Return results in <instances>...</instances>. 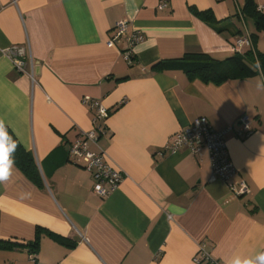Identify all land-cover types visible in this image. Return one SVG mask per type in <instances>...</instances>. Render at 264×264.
Wrapping results in <instances>:
<instances>
[{"label": "crops", "instance_id": "crops-1", "mask_svg": "<svg viewBox=\"0 0 264 264\" xmlns=\"http://www.w3.org/2000/svg\"><path fill=\"white\" fill-rule=\"evenodd\" d=\"M264 12V0H255ZM162 2L166 3L162 8ZM245 0H0V121L29 152L41 184L14 162L0 183V264H198L199 244L230 264L264 250V74L206 82L153 66L187 53L234 55L248 31L264 32ZM210 10L214 20L194 11ZM140 28L136 63L107 41L118 20ZM211 21V22H210ZM248 48H246L247 50ZM35 64V80L14 64ZM257 63V62H256ZM109 110L99 145L124 174L105 196L93 173L70 157L81 130L95 128L84 96ZM247 113L252 133L239 137ZM197 117L224 139L248 191L213 179L208 151L166 149ZM93 150L99 149L92 145ZM38 241L31 253L30 243ZM8 242L14 247H7ZM34 247V246H33ZM199 264H208L202 262Z\"/></svg>", "mask_w": 264, "mask_h": 264}, {"label": "built area", "instance_id": "built-area-1", "mask_svg": "<svg viewBox=\"0 0 264 264\" xmlns=\"http://www.w3.org/2000/svg\"><path fill=\"white\" fill-rule=\"evenodd\" d=\"M166 3L162 2L159 6L162 8ZM126 35V44L122 54L129 65L136 63L134 47L144 40V33L140 28L131 25L129 20H118L116 22V31L107 41L109 46H116L122 36ZM246 47L252 48L253 41L251 34L246 31L236 38L234 50L244 52ZM15 66L23 72H26L35 80V64L30 60V66L20 58L14 60ZM83 104L89 106L93 112L92 122L95 128L89 131L81 130L76 140L70 144V157L75 163L82 162L83 166L90 170L95 178L94 190L101 196L109 194L116 189L124 174L121 170L111 165L99 145L100 135L106 132L105 120L110 115V110L101 103L99 99L91 96H84ZM239 129L236 131L239 137H245L252 133V120L248 114L238 118ZM226 130H215L205 117H197L189 125L173 134L166 146V149L176 151L182 147H188L192 152L201 154L208 151L211 158L213 179H222L228 182L234 195L239 196L247 193L248 184L243 179L238 185L231 182L232 177L238 172L236 165L230 159L227 143L224 139ZM92 145L99 149L93 150ZM196 263L215 262L204 243L199 244L198 255L194 258Z\"/></svg>", "mask_w": 264, "mask_h": 264}, {"label": "trees", "instance_id": "trees-1", "mask_svg": "<svg viewBox=\"0 0 264 264\" xmlns=\"http://www.w3.org/2000/svg\"><path fill=\"white\" fill-rule=\"evenodd\" d=\"M244 10L254 20L256 30L258 32H264V12L258 8L256 1L245 0ZM194 11L211 21L215 19L210 10L199 11L194 8ZM257 36L256 33L251 34L253 41L252 48L246 47L248 49L246 50L245 48L244 52L235 51L234 55L224 60H216L206 53H187L180 57L168 58L157 62L153 68L161 65L160 67L166 69H181L190 75L201 77L206 82L213 81L219 83L228 78L254 76L258 71L253 65H256V62L259 61L262 73L264 74V51L256 49ZM7 135L11 137V140L15 141L17 145L15 152L12 154L14 162L18 164L31 179L41 184L42 181L33 156L20 146L12 134L9 135V133H7ZM38 241L39 237L37 235L36 240L30 243L32 254L38 251ZM7 247H14V244L8 242Z\"/></svg>", "mask_w": 264, "mask_h": 264}, {"label": "clouds", "instance_id": "clouds-1", "mask_svg": "<svg viewBox=\"0 0 264 264\" xmlns=\"http://www.w3.org/2000/svg\"><path fill=\"white\" fill-rule=\"evenodd\" d=\"M259 61H257L255 68H259ZM258 87H264V85H258ZM17 145L15 141L11 140V137L7 135L6 129L2 121H0V169H3L4 174H0V183L6 181L10 174L11 168L14 164L12 154L15 152ZM230 264H264V250L259 251L254 257H235Z\"/></svg>", "mask_w": 264, "mask_h": 264}, {"label": "snow or ice", "instance_id": "snow-or-ice-1", "mask_svg": "<svg viewBox=\"0 0 264 264\" xmlns=\"http://www.w3.org/2000/svg\"><path fill=\"white\" fill-rule=\"evenodd\" d=\"M3 157L2 156H0V159H2ZM0 174H4L3 173V169H0Z\"/></svg>", "mask_w": 264, "mask_h": 264}, {"label": "rangeland", "instance_id": "rangeland-1", "mask_svg": "<svg viewBox=\"0 0 264 264\" xmlns=\"http://www.w3.org/2000/svg\"><path fill=\"white\" fill-rule=\"evenodd\" d=\"M244 114H247V113H243L242 115H244ZM242 115H241V116H242Z\"/></svg>", "mask_w": 264, "mask_h": 264}]
</instances>
